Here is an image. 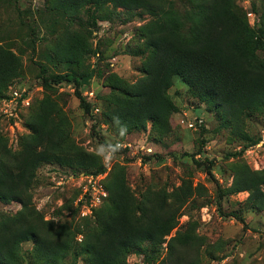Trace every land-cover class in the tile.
I'll return each instance as SVG.
<instances>
[{
  "label": "trees",
  "instance_id": "16d2710c",
  "mask_svg": "<svg viewBox=\"0 0 264 264\" xmlns=\"http://www.w3.org/2000/svg\"><path fill=\"white\" fill-rule=\"evenodd\" d=\"M181 1L184 7L178 8L176 0H50L47 10L55 14L74 15L86 7L106 6L150 15L152 19L138 30L141 44L131 52L143 59L141 78L134 83L113 78V92L101 97L102 106L96 96L93 103L88 101L82 89L100 74L87 62L91 53L100 58L101 52L93 51L81 33L67 35L54 46L55 58L51 57V64L63 65L66 72H51L38 64L41 84L48 93L19 110L24 133L16 135V148L5 132L6 124L15 120L8 122L0 113V204L21 206L15 213H0V264H127L132 253L143 256L142 264H201L205 241L196 227L173 234L184 208L194 204V196L204 189L193 186L192 173L182 178L179 186L147 187L137 196L128 185L125 168L110 163L108 171L99 154L75 142L70 135V119L55 97V86L72 84L86 115L99 110L97 118L91 116L97 119L91 130L106 154L121 151L116 143L108 145L95 132L101 124L124 143L127 135L145 131L148 124L158 133L164 131L173 106L169 92L177 78L194 97L227 119L224 127L263 113L264 13L252 28L247 16L237 12V0ZM22 74L20 58L0 45V100ZM261 139V135H242L244 149L257 146ZM244 152L227 155L236 160L229 165L232 184L221 192L228 197L248 193L244 202H237L239 211L264 212V169H253L242 158ZM143 156L146 163L154 154ZM195 163L198 168L202 166L199 161ZM44 165L65 168L63 171H71L77 178L107 173L101 181L107 198L79 222L46 219L35 205L33 193L37 172ZM206 165L211 174L214 161ZM73 202L63 208L76 216L81 209H73ZM61 212L58 210L57 215ZM240 214L234 211L231 216L242 219ZM26 242L32 243L30 251L24 250ZM165 244L167 252L161 259Z\"/></svg>",
  "mask_w": 264,
  "mask_h": 264
},
{
  "label": "rangeland",
  "instance_id": "374dc122",
  "mask_svg": "<svg viewBox=\"0 0 264 264\" xmlns=\"http://www.w3.org/2000/svg\"><path fill=\"white\" fill-rule=\"evenodd\" d=\"M49 4L50 0H0V45L16 54L23 67L22 76L11 82L5 96L1 98L0 110L4 108V99L9 98L10 88L14 86L21 87L23 84L30 90L34 100L44 98L48 92L41 84L38 64H44L51 72H66L63 65L54 67L51 57L54 46L67 35L81 33L93 51L101 52L100 58L91 53L87 62L100 76L93 78L90 86L82 89L84 98L87 92L93 91L97 103L102 106L101 97L113 92L111 79L134 83L141 78L139 69L143 59L131 55V52L141 44L138 30L152 19L150 15L114 11L106 6L86 7L74 15L55 14L48 12ZM253 5L256 6V12L253 11ZM176 6L184 7L181 0H176ZM236 10L241 16L245 14L249 25L254 28L264 13L263 1L237 0ZM102 15L108 17L100 18ZM94 18L98 19L94 21ZM55 88V97L70 119L71 137L86 151L99 154L104 162L110 156V163L125 168L128 185L137 196L147 187L171 189L179 186L181 179L190 173L193 175V186H203L202 192L194 196V204L184 208L179 225L173 231L175 234L177 230L196 227L197 234L205 241L201 248V264H264V212L239 211L237 202H244L248 193L228 197L221 192L232 184L229 165L236 158L227 157L228 154L244 150L242 158L253 169H264V112L230 122L228 127H224L227 119L194 97L190 89L177 78L169 92L173 106L164 131L158 133L148 124L145 131L126 136L125 142L133 145L128 154L118 147L121 153L114 151L113 154H106L91 130L99 113H84L72 84L57 85ZM95 115V118L91 117ZM196 118L202 120L201 125L197 123L196 128H189ZM4 119L10 122L8 118ZM98 130L95 132L110 146L115 143L117 146L122 140L106 124H101ZM5 132L11 138L10 144L16 148V135L24 133L21 122H17V125L6 124ZM244 134L261 135V142L245 150L242 140ZM143 141L154 154L152 160L146 163L140 151ZM195 160L202 166L198 168ZM212 160L214 165L210 174L206 164ZM63 170L65 168L56 165L39 168L33 190L34 202L38 210L44 212L46 219L69 222L76 219L79 222L80 218L91 216L89 207L85 208L86 200L82 199L86 183L71 171ZM72 174L75 178H70ZM71 200H74L73 209L80 206L79 215L73 216L72 212L63 208ZM20 208L18 203L0 204V213H15ZM58 210L62 211L60 216L57 215ZM234 211L242 213V219L231 216ZM23 247L30 251L32 243L26 242ZM166 252L165 244L161 259ZM143 260V256L132 253L127 258V264H142ZM78 264L85 263L80 261Z\"/></svg>",
  "mask_w": 264,
  "mask_h": 264
},
{
  "label": "built area",
  "instance_id": "2783aa9c",
  "mask_svg": "<svg viewBox=\"0 0 264 264\" xmlns=\"http://www.w3.org/2000/svg\"><path fill=\"white\" fill-rule=\"evenodd\" d=\"M249 17H252L249 15ZM10 94L9 98L4 99L3 107L0 110V113L3 114L8 120L14 119V125H17V122L19 121V110L21 108H28L34 98L32 96V93L30 90L25 87L23 84L21 87H16L14 86L13 88H10ZM86 97L88 101L94 102L95 101V94L93 91L87 92ZM94 113L99 112L98 109H94ZM199 123L198 125H201L202 120H198L197 118L189 124V128H196V124ZM117 147L119 149H128L131 150L133 149V145L129 142H118ZM140 151L144 154H150L152 150L146 146L145 142L140 146ZM107 163V170H111V164L110 161H106ZM107 173L98 175V176H90V175H80V177L84 180L86 183L85 186L87 187L86 189H83V197L82 199H85L87 202V205L85 206L86 209H88V212L92 214L93 208H96L100 206L104 200L107 198L108 193L104 189V187L101 184V181L105 178ZM70 178H75L74 175H71ZM85 215V213H84Z\"/></svg>",
  "mask_w": 264,
  "mask_h": 264
},
{
  "label": "clouds",
  "instance_id": "9594fccd",
  "mask_svg": "<svg viewBox=\"0 0 264 264\" xmlns=\"http://www.w3.org/2000/svg\"><path fill=\"white\" fill-rule=\"evenodd\" d=\"M113 119L118 121L119 117H114ZM110 160H111L110 156L106 158V161H110ZM105 165H107V163H105Z\"/></svg>",
  "mask_w": 264,
  "mask_h": 264
}]
</instances>
